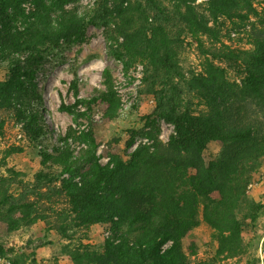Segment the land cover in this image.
I'll return each mask as SVG.
<instances>
[{"label":"trees","instance_id":"16d2710c","mask_svg":"<svg viewBox=\"0 0 264 264\" xmlns=\"http://www.w3.org/2000/svg\"><path fill=\"white\" fill-rule=\"evenodd\" d=\"M29 1L34 11L25 15L20 6ZM76 1L0 0V65L7 70L0 81V109H15L30 141L45 136L47 126L24 107L46 51L81 42L88 26L112 24L116 44L109 53L125 69L142 67L140 93L155 100L145 118H159L173 127L167 150L176 156L143 147L127 161L119 150L96 156L102 137L88 131L80 137L87 151L74 161L60 138L56 155L42 154L44 161L61 164L58 173L39 171L25 183L20 172L1 163L5 173L0 175V229L9 235L45 224V232L56 231L69 242L73 232L112 224L125 227V233L98 248H68L71 263L189 264L182 243L204 222L215 232L218 254L236 255L243 226L254 225L261 210L246 188L264 159V15L259 17L250 0H208L201 7L170 0L171 9L157 0H95L89 14L51 18V13ZM250 17L259 19L250 29V48L226 47L222 38L229 27L241 29ZM184 35L194 39L203 56L200 71L188 79L178 64ZM201 37L209 40L210 49ZM228 70L240 78V86L228 79ZM83 103L90 109L103 108L109 120L119 107L110 87ZM64 110L73 114L70 107ZM212 143L219 155L206 162L202 154ZM18 152L12 149L9 154ZM100 158H107V163ZM78 169L82 172L75 181ZM167 243L170 247L162 251ZM187 250L194 253L191 245ZM14 252L0 243V257ZM8 260L20 264L15 258Z\"/></svg>","mask_w":264,"mask_h":264},{"label":"rangeland","instance_id":"374dc122","mask_svg":"<svg viewBox=\"0 0 264 264\" xmlns=\"http://www.w3.org/2000/svg\"><path fill=\"white\" fill-rule=\"evenodd\" d=\"M162 7L172 8L170 0H157ZM188 4L201 7L208 0H185ZM95 0H78L64 6L60 11L51 13V18L60 15L89 14L94 8ZM253 7L264 15V0H250ZM25 15L34 11L32 2L21 4ZM259 19L250 17L241 29H228V36L222 38L223 44L230 49L248 50L250 45L249 33L251 27L257 25ZM232 26L226 22V25ZM22 25L19 19L16 22ZM113 25L88 26L83 40L76 44H60L55 49L46 51L42 67L36 73L26 99L25 109L37 113L47 126L48 133L41 136L37 142L30 141L22 130V123L16 117L15 109H0V165L5 163L21 173L25 183L32 182L34 174L39 171L58 173L61 164L55 159L44 161L43 153L54 154L58 139L60 145L72 155V160L80 161L87 146L81 141V134L92 131L94 135L102 137V145L98 147L96 156L104 150L109 155L119 150L124 161L139 147L150 153L176 156L167 150L170 138L174 135L173 127L162 119H146L153 110L155 100L152 96L140 93L142 88L143 69L140 65H133L125 69L122 62L115 60L109 53V47L116 44V37L112 32ZM175 31V29H174ZM179 31V30H178ZM118 40V39H117ZM178 54V64L185 79L200 71L203 56L193 38L181 37ZM204 47L212 46L208 39L201 37ZM217 46V45H216ZM5 65H0V81L6 78ZM227 77L240 86V78L231 70ZM111 88L119 100L117 112L109 120L100 107L87 108L83 101L106 93ZM39 97L41 102L36 97ZM17 107V103L15 104ZM70 107L73 114L64 110ZM17 109V108H16ZM12 149L18 153L9 154ZM206 162L218 158L219 147L209 144L203 152ZM107 158H100L102 164ZM87 163L88 161L84 162ZM78 169L75 181L79 180ZM0 167V175L4 174ZM69 174L63 178L68 179ZM246 191L252 200L261 206L254 225L245 223L241 231V246L236 255L218 254L215 232L204 222L193 229L183 245L188 255L189 264H264V159L256 172L254 180L248 184ZM117 219L114 218V222ZM45 224L32 227H22L17 231L4 235L0 229V243L13 248L14 253L0 257V264H10L9 258H15L20 264H72L67 258V249L77 245H90L98 248L105 240L115 238V235L125 233V227L110 225H92L87 229L73 232L72 240L63 239L56 231L45 232ZM72 232V231H71ZM133 235H127L132 238ZM115 243L119 240L116 238ZM167 243L162 251L170 247ZM194 247V253L187 250Z\"/></svg>","mask_w":264,"mask_h":264}]
</instances>
